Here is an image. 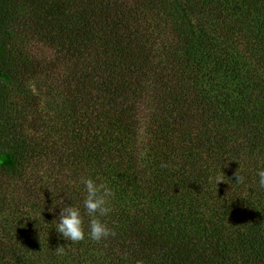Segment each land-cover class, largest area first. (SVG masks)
I'll return each instance as SVG.
<instances>
[{
	"label": "trees",
	"instance_id": "1",
	"mask_svg": "<svg viewBox=\"0 0 264 264\" xmlns=\"http://www.w3.org/2000/svg\"><path fill=\"white\" fill-rule=\"evenodd\" d=\"M42 72L62 103L38 142L4 90ZM0 82V264H264V0H0ZM88 177L115 235L72 244L51 223Z\"/></svg>",
	"mask_w": 264,
	"mask_h": 264
},
{
	"label": "rangeland",
	"instance_id": "2",
	"mask_svg": "<svg viewBox=\"0 0 264 264\" xmlns=\"http://www.w3.org/2000/svg\"><path fill=\"white\" fill-rule=\"evenodd\" d=\"M31 43V42H30ZM31 55L35 57H50L53 58V51L50 50L46 45L39 43H32L31 49H29ZM58 74L54 75H46L42 72V74L36 79L25 83V91L24 94H19L17 90L13 87H7L4 91L6 92V96L9 97V100L13 102L17 109L22 110L19 113V117L15 115L16 120L20 121V132L26 137V140L38 141L40 139H44L48 136L49 127L46 125H50L52 122L50 119L55 117V112H57L56 106L61 105L62 96L59 92H61L58 86ZM3 88L2 83L0 82V92ZM62 89V88H61ZM25 95V96H24ZM145 125L142 126L141 131H143ZM39 142V141H38ZM3 140L0 137V146L2 145ZM1 150V147H0ZM28 174L32 172V166L29 165ZM41 176L44 174L41 172ZM2 172L0 171V177ZM28 176H20L19 182L23 183V179ZM17 197H14L16 199ZM29 203V201H27ZM6 204L12 205V203L6 202ZM13 206V205H12ZM18 206L19 210L22 214L26 215L29 219H32L36 216L27 205ZM13 207H3L0 205V231L3 229V226L11 223V220L15 219L13 212L9 209ZM18 214L17 216H19Z\"/></svg>",
	"mask_w": 264,
	"mask_h": 264
},
{
	"label": "clouds",
	"instance_id": "3",
	"mask_svg": "<svg viewBox=\"0 0 264 264\" xmlns=\"http://www.w3.org/2000/svg\"><path fill=\"white\" fill-rule=\"evenodd\" d=\"M169 165L162 162L160 167L166 168ZM236 183L244 182V177L240 174V168L235 173ZM258 188L264 190V169H258ZM224 180L218 176L216 178L217 185ZM84 186L85 197L82 201L84 213H81L80 207L70 203L64 204L58 216L53 220L55 231L65 241L72 244L84 240L86 237L94 242H102L110 236H114L113 232L107 225L102 222L100 217L107 216L111 211L109 206V198L113 195L112 190L105 184H97L91 177L82 178L80 181ZM88 217L87 227L85 228L84 217ZM67 246V245H66ZM63 247L59 246L56 250L62 251ZM137 264H143L137 261Z\"/></svg>",
	"mask_w": 264,
	"mask_h": 264
}]
</instances>
